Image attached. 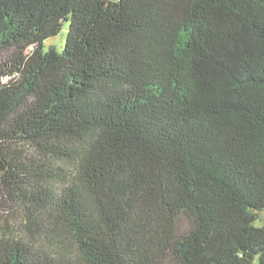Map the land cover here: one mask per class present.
<instances>
[{
	"label": "trees",
	"instance_id": "trees-1",
	"mask_svg": "<svg viewBox=\"0 0 264 264\" xmlns=\"http://www.w3.org/2000/svg\"><path fill=\"white\" fill-rule=\"evenodd\" d=\"M262 211L264 0H0V264H264Z\"/></svg>",
	"mask_w": 264,
	"mask_h": 264
},
{
	"label": "rangeland",
	"instance_id": "rangeland-1",
	"mask_svg": "<svg viewBox=\"0 0 264 264\" xmlns=\"http://www.w3.org/2000/svg\"><path fill=\"white\" fill-rule=\"evenodd\" d=\"M68 29V23H65L63 30L57 35V37L49 39L46 42L45 50H48L51 45H56L58 49L62 50L65 46ZM256 224L259 226L264 224V211L261 212L260 218L257 220Z\"/></svg>",
	"mask_w": 264,
	"mask_h": 264
}]
</instances>
